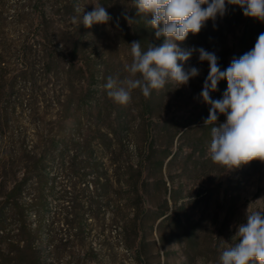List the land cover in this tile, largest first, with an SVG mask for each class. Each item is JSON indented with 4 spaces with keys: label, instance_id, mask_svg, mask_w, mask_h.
Returning a JSON list of instances; mask_svg holds the SVG:
<instances>
[{
    "label": "rangeland",
    "instance_id": "rangeland-1",
    "mask_svg": "<svg viewBox=\"0 0 264 264\" xmlns=\"http://www.w3.org/2000/svg\"><path fill=\"white\" fill-rule=\"evenodd\" d=\"M103 1L73 0L81 10L84 8V13L101 5L112 17L106 25L93 24L84 56L80 55L83 60L89 58L91 68L95 66L98 71L97 79H91V93L97 90L98 94L101 91L107 94L103 85L108 77L123 80L129 76L125 65L132 62L130 44L133 41H140L142 50L146 51L149 44L160 46L164 40L163 37L157 39L155 32L146 25L135 33V26H129L124 19V14L136 16V11L130 12V1ZM22 3L20 0H2L0 8L4 4L13 12H20ZM27 13L22 21L15 17L8 21L11 23H3L0 32L2 46L12 50L17 48L18 52L19 35L36 28L30 9ZM52 21L57 27V37L52 33L55 30L49 31L53 45L71 48L59 31L67 34L76 28L77 23H73L70 16H54ZM239 27V19L232 11L223 19L217 16L215 21H207L198 34L190 33L185 41L176 43L181 50L202 47L215 53L223 71L237 50ZM67 53L69 50L64 55ZM178 63L183 64L185 71L198 68L199 75L180 87L173 82L166 83L164 88L152 90L147 98L139 88L132 90L130 103L124 105L130 123L126 133L123 131L112 138L100 137L95 130L97 123L91 120L90 143H82L83 137L75 135L68 145L70 152L64 157V167L60 156L62 145L48 160L46 212L34 242L35 259L39 264H220L219 255L223 248L238 242V237L234 236L238 225L246 223L247 209L264 212V162L260 168L252 161L228 170L210 158L211 128L225 123L226 116L218 113L215 125L204 124L210 106L199 94L209 72L208 62L199 61L198 52H194L188 61ZM224 91L221 80L210 96L213 100L222 99ZM105 100L114 108L113 99L108 96ZM114 116L107 119L103 115L99 126L112 124L113 120L116 123ZM168 154L170 157L166 159ZM62 172H86L81 185V188L88 187L86 195L91 193V185L94 186L96 175L93 172L105 175L110 187L109 195L101 202V221L91 219L90 211L84 208L77 214L81 222L78 237L67 243H54L50 238L56 226L52 225L63 204L59 196L67 182ZM126 172L139 173L133 179L134 174ZM21 174L22 171H16L18 179ZM125 180L138 182L137 197L129 199ZM117 206L125 210L116 214L129 220L131 235L127 237L132 238L134 232L138 235L135 244L139 246L138 258L134 257L132 249L128 248L130 243L120 237L113 224L112 216ZM161 214L167 219L156 220ZM30 221L35 227V219L32 217ZM31 256L27 251L5 249L0 251V264H28Z\"/></svg>",
    "mask_w": 264,
    "mask_h": 264
},
{
    "label": "trees",
    "instance_id": "trees-1",
    "mask_svg": "<svg viewBox=\"0 0 264 264\" xmlns=\"http://www.w3.org/2000/svg\"><path fill=\"white\" fill-rule=\"evenodd\" d=\"M20 1L23 2L20 12H13L14 10L4 4L0 8V32L5 23H11L9 20L15 17L20 21L24 20L29 9L36 22L34 30L26 31L27 35H19L18 52L17 48L12 50L0 44V251L8 249L10 252H30L32 256L27 263L39 264V260L35 259L34 242L46 212L48 160L54 157L62 145L60 156L63 159L61 166L64 167V157L70 152L68 145L72 143L75 135L83 137L82 143H90L91 120L97 123L95 130L100 137L110 138L123 131L126 133L130 123L124 105L115 102L114 108H111L109 101L105 100L108 97L105 91H99L98 94V91L94 90L91 93V79H97L98 71L95 66L91 68L89 58L83 60L80 56H84L91 28L84 27L80 22L82 10L77 13V5L73 0ZM128 1L132 3V14L136 11L133 0ZM31 4L33 5L30 6ZM226 7L224 16L234 11L240 23L237 50L233 56L238 59L250 51L259 34L264 33V22L245 17L243 10L237 5ZM54 16L77 18L76 28H72L67 34L58 30L63 39L70 43L71 48L53 45L49 31L57 29L52 21ZM136 18L132 25L138 34V29L145 26V23ZM56 32L57 30L52 32L54 37ZM67 50L69 53L64 55ZM4 78L6 80L3 82ZM49 85L51 89H48ZM222 88L226 90V80H222ZM103 115L107 119L115 115L116 123L113 120L112 124L99 126ZM29 139H32L31 142H28ZM169 157L170 154L166 155V159ZM253 162L257 163L259 168L263 164L259 160ZM17 170L22 171L20 179L17 178ZM85 173L62 172L67 182L59 196L63 204L54 216L52 225L56 226L50 238L54 243H67L69 239L78 237L81 222L77 214L84 208L90 211L91 219L101 221V202L109 195L110 181L105 179V175L93 172L96 175L94 186L91 185V193L86 195L88 187L81 188L82 181L86 178ZM126 173H133L135 179V174L139 172ZM125 186L129 189V199L138 196L139 186L136 180H125ZM128 209L136 210L135 207ZM121 210L125 208L116 207L112 216L113 224L120 237L130 243L128 248L132 249L134 257L138 258L139 246L135 245L139 239L138 235L134 232L132 238L127 237L131 235L129 220L116 214L122 213ZM32 217L37 222L35 227L31 225ZM166 219L164 214L156 218L160 221ZM103 228L104 226L102 231Z\"/></svg>",
    "mask_w": 264,
    "mask_h": 264
},
{
    "label": "clouds",
    "instance_id": "clouds-1",
    "mask_svg": "<svg viewBox=\"0 0 264 264\" xmlns=\"http://www.w3.org/2000/svg\"><path fill=\"white\" fill-rule=\"evenodd\" d=\"M135 17L124 14L129 26L140 17L146 28L155 32L157 39L163 37V44H149L142 50L140 41L130 44L132 62L125 65L129 76L123 80L108 77L103 88L114 102L127 105L131 92L139 88L147 98L152 90H160L166 83L187 85L191 78L199 75V69L191 67L185 71L183 64L194 52L199 61H207L209 72L204 81L200 98L209 105V116L205 126L215 125L218 113L226 116V122L211 128V142L208 149L213 163L228 170L238 169L254 160L264 162V33L259 34L254 47L233 58L230 65L221 70L215 53L204 48L181 50L177 41L183 42L188 35L198 34L206 22L215 21L227 12L226 5H237L245 17L264 22V0H133ZM206 6V7H205ZM77 13L81 12L79 6ZM112 17L101 5L84 13V27L93 24H108ZM73 23L77 18L73 17ZM119 50V49H118ZM221 80L227 81L222 99L213 100L210 92L217 90ZM238 242L223 248L219 255L220 264H264V212L246 211V223L238 225Z\"/></svg>",
    "mask_w": 264,
    "mask_h": 264
}]
</instances>
